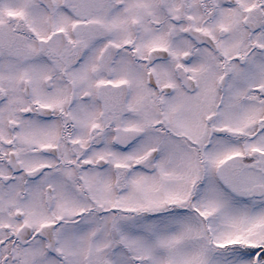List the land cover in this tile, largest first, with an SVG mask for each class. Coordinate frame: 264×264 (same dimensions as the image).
Masks as SVG:
<instances>
[{
	"label": "snow or ice",
	"instance_id": "6c2138e0",
	"mask_svg": "<svg viewBox=\"0 0 264 264\" xmlns=\"http://www.w3.org/2000/svg\"><path fill=\"white\" fill-rule=\"evenodd\" d=\"M0 264H264V0H0Z\"/></svg>",
	"mask_w": 264,
	"mask_h": 264
}]
</instances>
